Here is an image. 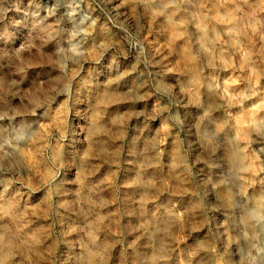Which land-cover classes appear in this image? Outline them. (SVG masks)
<instances>
[{
    "label": "rangeland",
    "instance_id": "1",
    "mask_svg": "<svg viewBox=\"0 0 264 264\" xmlns=\"http://www.w3.org/2000/svg\"><path fill=\"white\" fill-rule=\"evenodd\" d=\"M0 264H264V0H0Z\"/></svg>",
    "mask_w": 264,
    "mask_h": 264
},
{
    "label": "bare ground",
    "instance_id": "2",
    "mask_svg": "<svg viewBox=\"0 0 264 264\" xmlns=\"http://www.w3.org/2000/svg\"><path fill=\"white\" fill-rule=\"evenodd\" d=\"M259 198V197H258ZM260 202H261V199L259 198V199H257V201H256V206H255V208L251 211V216H255L256 214H257V208L259 207V205H260ZM259 209V208H258Z\"/></svg>",
    "mask_w": 264,
    "mask_h": 264
}]
</instances>
